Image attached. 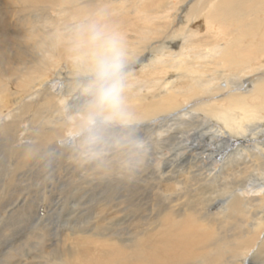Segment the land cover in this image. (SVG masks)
<instances>
[{"label": "bare ground", "instance_id": "1", "mask_svg": "<svg viewBox=\"0 0 264 264\" xmlns=\"http://www.w3.org/2000/svg\"><path fill=\"white\" fill-rule=\"evenodd\" d=\"M53 1L59 2L54 7L64 15L65 6L70 5L73 19L78 20L68 29L73 37L66 40L69 46L63 47L62 40H49L50 56L58 57L61 51L75 47L92 63L81 61L76 53L78 58L72 63L77 71L54 62L58 70L51 68L62 79H70L73 86L81 87L86 82L83 89H87L94 80V57L108 39L97 33L95 40H80L79 28L85 29L93 18L77 2L90 7L100 1L107 3L104 11L110 10L118 18L127 9L141 11L142 0H49L47 6ZM177 1L180 6L175 0L150 4L171 25V32L157 50L136 49L148 41L142 34L135 41L136 48L129 45L127 52L124 46H118L124 63L122 86L131 77L125 75L136 68L149 75L130 80L131 87L121 91L123 119L134 124L132 128L123 125L132 132H127V139H140L136 149L132 150V144L126 146L131 161L128 174L133 167L137 169L132 166L133 159L156 160V177L152 180L164 188L165 207L176 201L174 210L163 209L158 219L155 213L148 218L134 214L132 221L138 220L137 226L129 224L124 239L115 237L112 230L103 237L109 238L107 241H97L102 237L93 233L76 234L71 251L59 264H264V0ZM1 3L6 5L5 1ZM180 11L185 14L179 17L184 27L173 29L171 14ZM100 17L94 16L96 21ZM205 18L215 27L217 23L221 33L210 22L204 26ZM52 24L47 18L44 26ZM200 27L206 31L197 32ZM17 45L27 43L20 40ZM50 95L47 99L56 104L57 99ZM81 96L85 97L80 101L69 97V106L73 114H78L75 104L86 105V112L74 116L85 124L80 128L85 131L87 116L97 110L89 92L82 90ZM142 101L146 102L144 106ZM57 110L54 119H46L51 128L67 125ZM185 143L188 146L183 149ZM168 144L173 149H166ZM127 186L133 187L130 179ZM247 188L254 189V195L249 197L253 192ZM129 197L127 202L133 199ZM183 197L186 203L179 204ZM129 207L134 208L133 203ZM137 218L149 220L148 228H142L145 223L140 227Z\"/></svg>", "mask_w": 264, "mask_h": 264}, {"label": "rangeland", "instance_id": "2", "mask_svg": "<svg viewBox=\"0 0 264 264\" xmlns=\"http://www.w3.org/2000/svg\"><path fill=\"white\" fill-rule=\"evenodd\" d=\"M32 1L35 3L0 0V264H59V260L66 259L71 251L76 234L93 233L102 237L97 241H107L109 238L103 237L112 230L115 237L124 239L129 224L137 226L138 220L132 221L134 214L148 218L155 213L158 219L163 209L169 211L173 207L174 210L176 205L175 201L165 207L164 188L152 180L156 177V160L133 159L132 166L137 169L133 167L131 175L128 174L131 161L126 146L132 144L134 150L140 140L127 139L132 132L125 126L134 127L133 123L118 119L105 124L98 119L91 131L88 125L85 131L80 129L85 124L81 120L77 122L74 116L86 112L83 109L86 105L75 104L78 114H73L69 97H78L79 101L85 97H79V93L86 90L83 89L86 82L81 87L73 86L70 79L67 81L55 74L58 68L52 62L59 67H72L75 72L77 65L72 63L73 59L78 54L83 58L81 61H86L87 55L79 54L81 52L74 47L64 52L60 50L58 57H52L49 43V40L58 43L62 40L63 47L69 46L66 40L73 37L68 35V29L78 19H73L70 5L65 6L64 15L58 12L57 1L51 6H47L49 0ZM175 1L180 6L179 1ZM153 2L155 0H142L141 11L127 9L126 14L118 18L116 13L104 11L102 7L109 6L107 3L100 1L90 7L77 2L93 18L92 22L87 21L85 29L79 28L78 37L80 40L93 38L97 33L102 39L113 37L117 46H124L128 52L129 45L136 48L135 41L142 34L148 41L136 49L139 52L157 50L164 36L171 32V25L150 5ZM176 14H171L172 27L181 29L184 23L179 17H184V11ZM97 15H101L99 21L94 18ZM47 18L52 19V26H44ZM206 22L210 21L205 18L204 26ZM213 24L209 25L221 33L218 24L215 23L217 27ZM204 29L200 27L196 31ZM30 33L31 37H27ZM20 40L27 45H17ZM90 60L86 62L92 63ZM28 62L31 64L27 65ZM30 69L34 70L29 72ZM63 70L66 73V69ZM132 71L125 75L131 77L125 80L122 92L131 87L130 80L135 82L139 77H149L140 68ZM49 94L57 99V107L53 100L47 99ZM145 104L142 101L141 105ZM58 108L67 125L51 128L46 119H54ZM125 132L128 133L124 136ZM170 144L165 148L173 149ZM187 146L185 143L182 148ZM127 179L133 185L131 189ZM248 191L253 192L249 197L254 195V189ZM129 196L133 199L127 202ZM132 203L134 208L129 207ZM181 203H186V197ZM135 209L139 212H134ZM148 225L149 220L139 219L140 227L148 228Z\"/></svg>", "mask_w": 264, "mask_h": 264}, {"label": "clouds", "instance_id": "3", "mask_svg": "<svg viewBox=\"0 0 264 264\" xmlns=\"http://www.w3.org/2000/svg\"><path fill=\"white\" fill-rule=\"evenodd\" d=\"M93 39H97L96 36ZM122 52L114 40L104 41L100 51L94 57V80L86 89L92 95V106L97 111L86 118L88 130L101 123H111L123 119L121 107L122 76L124 63Z\"/></svg>", "mask_w": 264, "mask_h": 264}]
</instances>
